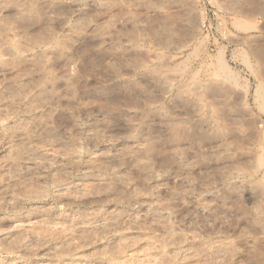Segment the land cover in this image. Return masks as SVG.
Returning a JSON list of instances; mask_svg holds the SVG:
<instances>
[{
  "label": "rangeland",
  "instance_id": "obj_1",
  "mask_svg": "<svg viewBox=\"0 0 264 264\" xmlns=\"http://www.w3.org/2000/svg\"><path fill=\"white\" fill-rule=\"evenodd\" d=\"M0 264H264V0H0Z\"/></svg>",
  "mask_w": 264,
  "mask_h": 264
}]
</instances>
